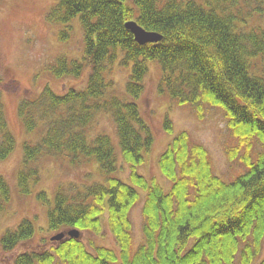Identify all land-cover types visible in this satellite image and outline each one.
<instances>
[{
  "label": "trees",
  "instance_id": "16d2710c",
  "mask_svg": "<svg viewBox=\"0 0 264 264\" xmlns=\"http://www.w3.org/2000/svg\"><path fill=\"white\" fill-rule=\"evenodd\" d=\"M132 2L57 0L46 21L65 25L61 38L67 39L72 21L79 17L83 54L59 55L49 69L56 77L87 72V83L63 93L47 85L37 97L19 103L26 132L41 133L35 141H24L19 192L29 194L39 183L34 163L45 153L66 157L71 165L96 161L103 180L57 187L49 230L70 227L100 234L107 212L117 248L66 234L47 249L22 251L9 263L0 259V264H264V0ZM131 20L162 39L140 44L126 26ZM120 56L122 64H132L123 95L107 78ZM150 59L163 69L162 94L191 105L200 117L206 106L227 110L237 141L227 149L228 159L245 170L224 178L215 171L208 148L182 130L159 156L169 188L139 171L155 141L138 102ZM3 84L0 76V161L17 144ZM102 111L115 122L118 145L108 133L91 135ZM165 128L174 133L169 118ZM126 168L128 180L119 176ZM38 197L49 201L45 190H39ZM11 198V186L0 175V215ZM141 201L143 240L135 244L130 213ZM35 229L32 219L24 218L2 236V251L12 252L30 240Z\"/></svg>",
  "mask_w": 264,
  "mask_h": 264
},
{
  "label": "rangeland",
  "instance_id": "374dc122",
  "mask_svg": "<svg viewBox=\"0 0 264 264\" xmlns=\"http://www.w3.org/2000/svg\"><path fill=\"white\" fill-rule=\"evenodd\" d=\"M132 1L126 0L129 5H133ZM56 2L57 0H0V76L4 79L2 89L7 119L17 139L13 153L0 161V175L6 177L12 189L8 208L0 215V242L5 232L16 228L24 218L32 219L36 228L33 237L12 252H3L0 243V259L6 263L13 261L19 252L49 248L56 240L53 239L55 235L72 229L69 227L61 231L49 230L48 213L54 203L58 186L90 179L103 180L96 161L71 165L66 157L45 153L34 163L40 170V181L33 185L31 193L21 194L17 186V171L24 159V141H35L41 134L26 132L19 114L20 101L25 97H37L47 85L56 92L63 93L69 87L84 88L87 83V72L81 77H56L49 69L59 55L81 58L83 54V28L79 17L72 21L71 36L67 39L61 38L65 25L46 21V13ZM147 64L149 70L145 79V90L138 102L152 126L155 141L139 171L147 177H155L163 186L169 188L170 183L159 168V156L173 136L182 130L189 131L194 140L208 148L215 171L224 178L230 180L245 170L244 165L238 161L231 162L228 159L227 149L236 145L237 141L228 125L227 110L222 106H206L203 116H198L191 105L180 104L168 94L160 92L163 69L154 59L148 60ZM131 65L122 64L120 56L107 74V78L113 80L114 91L119 95L125 94ZM167 118L173 124V134L165 128ZM100 132L110 134L116 144L118 143L115 122L105 111L97 114L91 128L93 136ZM128 175V168L119 171V176L126 180ZM39 190L46 191L48 202L39 199ZM142 201L130 213L135 244L143 240ZM107 217L105 212L102 217L104 228L100 234L82 232L81 239L88 244L93 241L117 248Z\"/></svg>",
  "mask_w": 264,
  "mask_h": 264
},
{
  "label": "water",
  "instance_id": "95a60500",
  "mask_svg": "<svg viewBox=\"0 0 264 264\" xmlns=\"http://www.w3.org/2000/svg\"><path fill=\"white\" fill-rule=\"evenodd\" d=\"M127 28H129L133 34L135 35L136 40L140 44H144L147 42H158L162 39V35L154 32V31H147L142 26L138 24L137 21L131 20L126 23ZM67 235L75 238L81 237V231L77 228H72L68 230L67 232L61 231L57 235L53 237V239L59 240L62 239Z\"/></svg>",
  "mask_w": 264,
  "mask_h": 264
}]
</instances>
